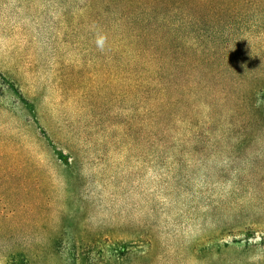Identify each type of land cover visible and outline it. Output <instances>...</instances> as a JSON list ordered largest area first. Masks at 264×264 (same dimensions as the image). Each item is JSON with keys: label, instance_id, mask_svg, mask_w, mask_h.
Returning <instances> with one entry per match:
<instances>
[{"label": "rangeland", "instance_id": "1", "mask_svg": "<svg viewBox=\"0 0 264 264\" xmlns=\"http://www.w3.org/2000/svg\"><path fill=\"white\" fill-rule=\"evenodd\" d=\"M89 2L0 0V264H264V3L156 118Z\"/></svg>", "mask_w": 264, "mask_h": 264}, {"label": "trees", "instance_id": "2", "mask_svg": "<svg viewBox=\"0 0 264 264\" xmlns=\"http://www.w3.org/2000/svg\"><path fill=\"white\" fill-rule=\"evenodd\" d=\"M89 1L91 14L99 13L108 32L116 31L123 54L122 71H126L128 62L135 64L136 95L139 103L145 102L142 106L147 107L148 114L159 118L169 96L182 83L180 75L190 71V66H199L201 59L217 63L215 67L210 63L204 67L219 78L238 73L244 83L250 82L242 78V66L232 61L242 53L236 48L225 53L217 51L218 34L232 32L236 22L228 13L242 9L237 4L264 0H193L192 5V0ZM228 46L235 47L233 42ZM211 87L210 80L196 81L187 94L199 98ZM141 118L139 125L143 126ZM149 125L154 128L153 123ZM12 264L21 263L14 258Z\"/></svg>", "mask_w": 264, "mask_h": 264}]
</instances>
